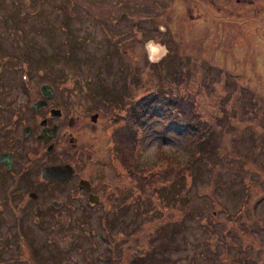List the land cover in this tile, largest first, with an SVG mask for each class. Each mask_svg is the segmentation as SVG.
I'll return each instance as SVG.
<instances>
[{
  "label": "rangeland",
  "instance_id": "374dc122",
  "mask_svg": "<svg viewBox=\"0 0 264 264\" xmlns=\"http://www.w3.org/2000/svg\"><path fill=\"white\" fill-rule=\"evenodd\" d=\"M46 83L80 118L76 151L64 135L49 155L14 138L42 116L31 104ZM152 94L137 122L149 167L135 174L182 176L160 197L138 187L116 140ZM10 140L0 264H264V0H0V152ZM39 160L72 162L99 203L72 183L36 184Z\"/></svg>",
  "mask_w": 264,
  "mask_h": 264
},
{
  "label": "flooded vegetation",
  "instance_id": "af4514ba",
  "mask_svg": "<svg viewBox=\"0 0 264 264\" xmlns=\"http://www.w3.org/2000/svg\"><path fill=\"white\" fill-rule=\"evenodd\" d=\"M225 2L227 1H233V0H224ZM237 4H241L242 1L245 2V0H234ZM252 1V0H250ZM208 5V4H207ZM223 8H226L227 5L223 4ZM199 11V9H197ZM41 84L39 86V92L40 96L31 104V109L34 111H39V114H42V116L39 118L38 122H34L33 124H28L26 123L24 127L22 128V133L19 136H14L15 140L22 141L24 138L26 139L29 135V140L35 139V141L40 145L41 148L44 149V154L43 155H49L55 152V148L58 145V142L61 140V137L63 138L64 136L67 137V141L69 142V145L73 149V151H76V149L79 147L78 146V140L79 136H81V129L78 127L80 126V121L79 119L72 118V116L68 115L65 112V110L62 107V104L60 101L55 100L54 98H50L51 94L53 93V90H50L48 92V95L44 97L42 93ZM54 97V96H53ZM38 103L35 108H33L34 103ZM97 112H94L89 115L88 121L85 120L84 117H82V122L83 124H89V125H94L96 124L97 121ZM95 115L94 117H92ZM66 121L64 122V120ZM44 131V132H43ZM64 135V136H63ZM32 137V138H31ZM59 140V141H58ZM14 146L13 140H10V143H8V146L6 150H3L0 152V154H10L11 157V169H8L5 163H3L0 160V164L4 169L12 174L14 172V151L12 150ZM32 149V148H31ZM73 153V152H72ZM90 160L95 161L93 157H90ZM39 170H38V175L36 176V179L39 182H36L38 184H44V183H51L56 186H64L68 185L70 183L75 184L77 190L79 193L83 194V197L85 198V201L91 205H97L100 200V194L97 192V189L100 188V186L94 184L92 181L88 180L87 177L81 176L77 168L71 164L72 162L70 161H53V162H48V163H43V161L39 160ZM68 163L72 165L74 172L70 176V178L63 184L58 183L57 181L54 180H44L40 177V171L41 168L45 165H54V164H64ZM82 180L87 181L86 184L81 185L80 182ZM90 186V188L88 187ZM89 188V189H88ZM92 194L96 198V201L91 202L89 200V196ZM258 220V219H257Z\"/></svg>",
  "mask_w": 264,
  "mask_h": 264
},
{
  "label": "trees",
  "instance_id": "16d2710c",
  "mask_svg": "<svg viewBox=\"0 0 264 264\" xmlns=\"http://www.w3.org/2000/svg\"><path fill=\"white\" fill-rule=\"evenodd\" d=\"M156 94H152V96H150V100L149 101H141L138 100L135 104L137 109L131 111L132 107H129L127 110L128 113V118L129 120L126 123H129V125L127 124L126 126H124L123 128V133L120 134V136L118 137L117 143L119 142V139L123 141L124 145L126 146L125 150L127 151L126 153V157L125 159V168L127 169V171L129 172V169L132 173V176L134 177L135 180H137L138 178V187L141 190H147L150 191L151 193L153 192L154 194H156L157 196H161L163 195L161 193L162 190L168 191V188L170 189L171 186L176 183L177 181L181 182L182 180V176L180 171L177 172L174 176L169 173L168 167L166 166L165 168H162V170L160 171L161 175L158 176V178L150 176V174H148V177H144V176H137L135 174V172H138V169H140L141 171L145 170V167H149V166H145L144 169L142 170L143 166L140 165L139 162V155L137 154L138 152V138H137V127L138 124L137 122H139L141 117H146L149 110H150V105L152 104V102L154 100H156L157 98ZM141 104V106H140ZM140 106V107H139ZM191 103L188 102H183L181 105V110H182V114L184 116L185 119L187 120H192L191 123H194V125L192 126V128H194V130L199 134V135H204V137L206 136V131H207V123L206 121H199L197 116L193 115V111L190 110ZM120 129V128H119ZM119 129L116 130V132H119ZM118 134V133H117ZM116 134V136H117ZM169 156V157H168ZM120 158V156H119ZM161 158V157H160ZM166 160L168 161L167 164H175L176 162L178 163V165L180 164L179 160L176 158L175 155H167L166 156ZM122 161V160H121ZM158 163V162H155ZM158 165V164H157ZM183 166H179L176 167L178 170L180 169L182 170H186V168H190L191 164L185 162L184 164H182ZM160 180H162V183L159 182ZM39 178L38 180L36 179V182H39ZM156 182H158V184H156ZM137 183V182H136ZM37 184V183H36ZM137 187V186H136ZM161 193V194H160ZM169 197V196H168ZM166 197L167 200H169V198ZM167 204L169 205L170 202L167 201Z\"/></svg>",
  "mask_w": 264,
  "mask_h": 264
},
{
  "label": "water",
  "instance_id": "95a60500",
  "mask_svg": "<svg viewBox=\"0 0 264 264\" xmlns=\"http://www.w3.org/2000/svg\"><path fill=\"white\" fill-rule=\"evenodd\" d=\"M41 89H42V93H43L44 97L48 95V92L50 90H52L48 84H43L41 86ZM37 104H38L37 102L34 103L33 108H35L37 106ZM94 116L95 115H93L92 117H94ZM0 160L6 164L8 169H11L12 161H11L10 154H0ZM73 172H74L73 167L68 163L45 165L41 168L40 177L44 180H54V181H57L58 183L63 184L70 178V176L73 174ZM86 183H87V181H85V180H82L80 182L81 185H84ZM87 185H88V183H87ZM88 187L90 188V186H88ZM89 200L91 202H94V201H96V198L94 195L92 196V194H90Z\"/></svg>",
  "mask_w": 264,
  "mask_h": 264
},
{
  "label": "bare ground",
  "instance_id": "6f19581e",
  "mask_svg": "<svg viewBox=\"0 0 264 264\" xmlns=\"http://www.w3.org/2000/svg\"><path fill=\"white\" fill-rule=\"evenodd\" d=\"M157 51H158V48H150V51L149 52H150V55L151 56H154L155 53H158Z\"/></svg>",
  "mask_w": 264,
  "mask_h": 264
}]
</instances>
